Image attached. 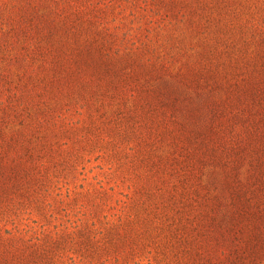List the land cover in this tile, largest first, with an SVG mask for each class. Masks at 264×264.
Masks as SVG:
<instances>
[{
    "label": "rangeland",
    "instance_id": "obj_1",
    "mask_svg": "<svg viewBox=\"0 0 264 264\" xmlns=\"http://www.w3.org/2000/svg\"><path fill=\"white\" fill-rule=\"evenodd\" d=\"M1 161L2 240L264 264V0H0Z\"/></svg>",
    "mask_w": 264,
    "mask_h": 264
},
{
    "label": "trees",
    "instance_id": "obj_2",
    "mask_svg": "<svg viewBox=\"0 0 264 264\" xmlns=\"http://www.w3.org/2000/svg\"><path fill=\"white\" fill-rule=\"evenodd\" d=\"M0 163L1 169L2 161ZM89 242L88 236L47 235L44 239H37L31 244L20 242L19 245V240L15 237L4 240L0 237V264H73L76 258L74 252L71 251V254L75 255L74 258L66 255L72 249L70 247L74 249L78 247L83 251Z\"/></svg>",
    "mask_w": 264,
    "mask_h": 264
}]
</instances>
